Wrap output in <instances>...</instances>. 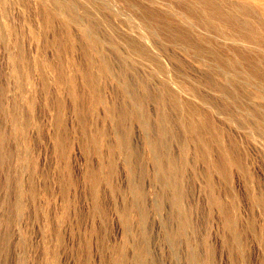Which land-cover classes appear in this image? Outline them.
I'll return each instance as SVG.
<instances>
[{
	"label": "rangeland",
	"instance_id": "rangeland-1",
	"mask_svg": "<svg viewBox=\"0 0 264 264\" xmlns=\"http://www.w3.org/2000/svg\"><path fill=\"white\" fill-rule=\"evenodd\" d=\"M214 1L222 15L248 2ZM142 13L152 19L150 59L160 58L170 81L153 71L141 46L140 52L132 48L143 39L132 15ZM182 13L193 22H210L191 0H72L66 19L54 0H0V264H115L118 256L122 264H138L140 257L144 264H199L191 260L194 251L207 264H264V207L258 203L264 196V139L240 106L254 109L264 105V97L240 77L241 98L234 100L223 90L226 74L212 75L206 61L169 45L180 31L208 47L196 31L184 28ZM242 15L236 10V17ZM15 54L21 57L17 70ZM179 87L183 109L172 97ZM193 89L220 113L186 94ZM111 106L116 111L107 112ZM139 113L149 126L136 119ZM14 116L24 124L20 132ZM189 118L205 130L204 139L187 127ZM219 126L222 145L241 164H230L227 177L213 171V164L226 161L217 142ZM128 131L132 166L145 192L144 223L129 177ZM149 136L169 154L167 171L174 160L182 205L190 214L177 248L168 234L180 231L178 208L171 187L158 179ZM92 173L104 175L97 187ZM221 204L236 215L239 237L226 226Z\"/></svg>",
	"mask_w": 264,
	"mask_h": 264
},
{
	"label": "bare ground",
	"instance_id": "bare-ground-1",
	"mask_svg": "<svg viewBox=\"0 0 264 264\" xmlns=\"http://www.w3.org/2000/svg\"><path fill=\"white\" fill-rule=\"evenodd\" d=\"M54 1L56 3L59 14L63 18L66 19L67 12L71 6L72 0H54ZM191 1L198 9L206 12L205 16H209L210 22L208 24L193 22V20L189 17V15L182 13V17L184 18L183 26L184 28L188 30V32L196 31L197 35L205 40L204 44H206L208 47H205V45L204 46L199 45L197 42L190 39L188 37V34L183 35L180 31H178L177 35L174 36L172 40H170L172 44H169V43L168 44L172 46L180 47L187 54H190L194 57H198L206 61V63L213 70L211 71L212 75L215 73L226 74L228 84L223 90L226 91L225 93L226 95L228 94V95L234 96V100H238L241 98L240 88L242 89L243 83L253 86L256 89V92L259 93V95L257 96H262L263 98L264 97V73L261 70L264 69V67H262L260 63L264 61V0H248L247 3H242V5H240V7L238 8L233 5V9L235 10L225 15H222L221 13H216V10L214 7L217 6V3L214 0H191ZM254 9H257L258 11H260L261 14L257 12H252ZM236 10L242 12L243 15L241 18L236 17ZM251 12L253 14L250 17H248L247 15H250ZM132 17L133 19H135V21L132 20L131 23L141 31L142 38H143V39H139L137 41L138 43L135 42L134 45L136 46L132 48L139 51L138 46H141L140 48L146 51V53L144 54L140 51L139 52L142 54V56L148 54V56H143V58L149 59V64H150L149 66H152L153 71L158 72L163 77H168L170 81V78L168 76V71L166 70V65L162 63L160 58L159 59L157 58L154 60L150 59V57H153L152 54L155 53L154 48L150 46L146 41L148 31L152 23V19L150 18V15L142 13L138 17H134L133 15ZM215 20H219V24L216 25L213 22ZM201 28L204 29V31H201ZM213 30H216L217 34H214V33L211 34ZM143 40L146 42V44H144ZM237 43L243 47L235 45ZM227 50H230L232 52V55L230 57H228L225 54ZM16 54L14 57L13 56L12 57H13V62H14L13 64L17 70L21 57L16 56ZM101 72H104L103 68H101ZM240 77L243 78L242 80L243 83L242 82L239 83V81L236 80ZM173 84H174V81H173ZM123 89L125 92L131 91V88L127 85H123ZM183 91H184V88L179 87L177 93L172 95L173 99L177 102V104H179V106L181 105L180 108L182 109L184 105L182 103L184 102L181 96L183 93H185ZM188 91L189 93H186V94H188L189 96L200 97L202 100L206 101L211 108H215L214 103L212 100H210V98L206 96H198L197 92L194 89L188 90ZM150 97L152 98L153 96L150 95ZM240 106H242L241 110L249 112V114L248 113L246 114H248L250 117H253L255 119V122L253 121L252 122L259 129V131L261 132L263 136L262 138L264 139V122H263L264 119L260 117V114L264 116V105H258L254 109L248 107V104L246 105V103L245 105H240ZM215 109H217V111L220 113V110L218 108H215ZM113 111H116L114 109V106L108 107L107 112H113ZM222 111H227V110L225 108H222ZM121 117L124 118L123 112L121 113ZM258 117H260L261 120L260 119L258 120ZM14 118L16 120L15 123H16L17 129L19 130V132L22 131L24 129V124L19 122V119L17 118V116H14ZM197 118L202 119L201 117H197ZM136 119L139 122H141L142 125L145 127L149 126L150 124L147 118L145 117L144 113H139ZM228 119H230V117ZM206 120H207L208 125L212 124L211 119L208 118ZM167 121H168V116H167V113L165 112L162 115V123L165 124ZM186 125L189 129L192 130V132H195L200 137H202V139L205 138L206 132L204 129L200 127L199 123L196 122L195 118L186 119ZM166 129L167 127L166 125H164L162 127V132L163 133L166 132ZM222 134H223V130L219 126L217 128V135H216L217 142L220 144V149L222 151L221 153L224 155L226 161H225V164L224 163L221 164L219 161L213 164V171H218L223 176L227 177L231 173L229 169L230 164L232 163L240 164V160L235 155L236 152H234L233 149L222 145V142H223L221 139ZM130 136H131V131L130 132L128 131L126 138L124 139V141H127V144L129 143L128 140ZM2 139L4 142L5 133ZM148 140H149L150 147L152 146V158H153L156 170L159 173L158 179L164 178V184H163L164 187H171L170 189L171 198L174 204H176L178 208V217H179V223H180L179 230L180 231L170 232L168 234L169 240L172 243L173 247L177 248L176 245L179 240V237L185 236L187 234L188 226L191 225L190 214L183 207L184 205H182V202L184 199L183 187L181 186V182L175 174L176 168H175L174 160L170 158V163L172 165V171H167L164 167V158L166 156L169 157V154L161 151L155 138H152L151 136H149ZM61 141L62 139L59 138L58 145H60ZM258 145H261V144H258ZM130 150H131V146H129L128 144L127 163L130 165L129 177L131 180V187L136 193V197L138 196L137 199L134 200L135 202L134 204H136L137 207L139 205L138 208L141 209L143 208L141 198L145 194V192L142 186L138 183L136 179L137 173H136L135 168L132 166L133 157H132V153L130 152ZM7 151H8V148H7ZM90 179H91V183L95 187H97V185L104 179V175L101 176L98 173H92L90 176ZM21 195L22 194H19V200L16 205L17 207L16 210L18 209V211H19V208L22 207L21 206V199H22ZM213 198H214V201L221 203L218 197L217 198L213 197ZM254 201L256 202V200ZM258 203L264 207V196H260L258 198ZM158 208H161V205H158ZM221 209L223 210V215H224L226 226L228 227L229 230H232L236 234V237H239L241 235V232L238 230L236 226V222H237L236 215L231 214L226 209V207H223L222 204H221ZM262 210L264 209L262 208ZM122 213H123L122 215L123 220L128 223V221L130 220L129 211L124 209ZM146 215H147L146 210L141 209L140 221L142 223L146 222L145 220ZM9 217H8V220H9ZM0 233H1V230H0ZM191 260L199 264H207V261L201 259L198 253L195 251L192 252L191 254ZM123 262H124L123 256H118L115 261V264H122ZM144 263H145V260L143 259V257L138 258V264H144Z\"/></svg>",
	"mask_w": 264,
	"mask_h": 264
}]
</instances>
